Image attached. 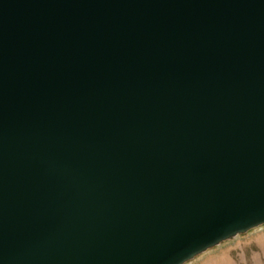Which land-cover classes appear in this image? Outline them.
<instances>
[{"label": "water", "instance_id": "water-1", "mask_svg": "<svg viewBox=\"0 0 264 264\" xmlns=\"http://www.w3.org/2000/svg\"><path fill=\"white\" fill-rule=\"evenodd\" d=\"M264 224V0H0V264H184Z\"/></svg>", "mask_w": 264, "mask_h": 264}, {"label": "rangeland", "instance_id": "rangeland-1", "mask_svg": "<svg viewBox=\"0 0 264 264\" xmlns=\"http://www.w3.org/2000/svg\"><path fill=\"white\" fill-rule=\"evenodd\" d=\"M184 264H264V224L225 240Z\"/></svg>", "mask_w": 264, "mask_h": 264}]
</instances>
